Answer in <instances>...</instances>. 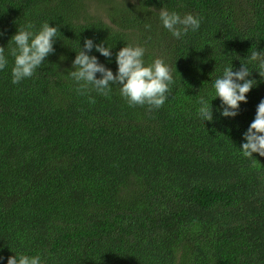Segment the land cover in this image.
I'll list each match as a JSON object with an SVG mask.
<instances>
[{"label": "trees", "instance_id": "trees-1", "mask_svg": "<svg viewBox=\"0 0 264 264\" xmlns=\"http://www.w3.org/2000/svg\"><path fill=\"white\" fill-rule=\"evenodd\" d=\"M162 8L201 18L199 30L176 39ZM45 22L54 52L13 84L10 38ZM85 39L111 48L85 51L114 75L127 44L145 49V66L162 59L165 104L130 107L115 85L78 95L68 72ZM0 47V264H264V157L241 150L264 100L248 59L264 51V0H0ZM242 64L256 85L224 117L214 81Z\"/></svg>", "mask_w": 264, "mask_h": 264}, {"label": "clouds", "instance_id": "clouds-1", "mask_svg": "<svg viewBox=\"0 0 264 264\" xmlns=\"http://www.w3.org/2000/svg\"><path fill=\"white\" fill-rule=\"evenodd\" d=\"M159 19L163 27L173 37L181 39L189 31L199 30L201 18L186 14L181 17L176 12H169L162 8L159 11ZM33 25L18 28L11 41L14 45L9 50V55L14 58L11 69L12 83L18 84L25 78L33 76L37 68L45 61V58L54 52L53 44L57 39V28L51 27L45 22L41 29L34 33ZM150 28L151 25H146ZM9 44V43H8ZM95 50L105 58L112 56L111 48L103 44L94 45L91 39H85L83 50L76 54L72 62V68L68 75L76 82L78 95H85L95 90L98 94L107 96L111 86L119 87L120 95L130 107L147 106L148 110L161 108L171 92L170 85L173 77L168 65L162 59H155L151 64L145 66L143 56L145 49L140 46H127L116 53L117 72H113L98 62L96 56L86 53ZM5 48L0 47V70H3L8 60L5 56ZM249 63H255L259 76L264 79V51H252L248 57ZM100 73L102 78L97 79ZM252 71L248 66L242 64L238 70L225 68L222 78L214 81V98L221 101V115L224 117H235L238 114L240 104L247 102V95L256 85V80L248 79ZM212 99V100H213ZM89 103H95V99L89 96ZM198 116L205 122L213 120L212 106L204 96L198 99ZM246 141L241 145L242 155L245 158H253V153L264 157V100H261L256 108L255 118L243 135ZM7 264H41L39 256L29 257L27 255L9 256Z\"/></svg>", "mask_w": 264, "mask_h": 264}]
</instances>
